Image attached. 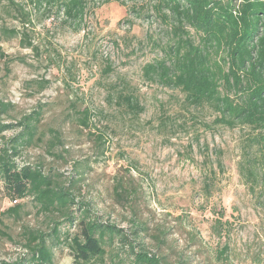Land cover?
<instances>
[{
    "label": "rangeland",
    "instance_id": "obj_1",
    "mask_svg": "<svg viewBox=\"0 0 264 264\" xmlns=\"http://www.w3.org/2000/svg\"><path fill=\"white\" fill-rule=\"evenodd\" d=\"M87 1L77 22L56 1L0 0V100L10 103L0 120L42 114L39 138L17 163L57 174L77 195V216L87 203L92 217L125 233L141 225L139 242L170 264H264V130L219 124L213 105L191 104L145 75L173 43L159 0ZM18 203L20 218L3 215L17 203L0 180L2 229L11 236L0 235V260L29 257L24 225L50 231L55 218L61 232L77 230V219L38 212L31 197ZM49 243L54 264H76L66 243ZM116 247L106 264H118L110 260Z\"/></svg>",
    "mask_w": 264,
    "mask_h": 264
},
{
    "label": "trees",
    "instance_id": "obj_2",
    "mask_svg": "<svg viewBox=\"0 0 264 264\" xmlns=\"http://www.w3.org/2000/svg\"><path fill=\"white\" fill-rule=\"evenodd\" d=\"M36 1L39 5L42 1L59 2L67 21L82 22L88 8L87 0ZM156 8L168 20L173 43L167 58L145 65V75L164 86L179 88L191 104L213 105L219 112L215 120L219 124L264 130V0H159ZM24 22L31 23L28 16ZM187 27L196 32L197 39ZM7 31L10 35L18 32ZM124 99L130 108L143 110L132 96ZM9 106L0 100L3 112ZM41 115L36 111L17 123L0 120V138L4 139L0 141V180L6 195L17 203L3 215L20 218L22 204L18 200L31 197L38 212L63 215L70 224L77 219V230L61 232L63 222L55 218L50 231L24 225L21 235L29 257L0 260V264H54L49 239L55 244L66 243L76 264H106L113 245H117L110 257L113 263L170 264L139 242L141 225L135 224L132 232L125 233L115 223L92 217L87 203L79 217L73 209L79 203L77 195L57 174L46 172L38 164L17 163L21 148L39 138ZM88 121L87 110L82 123L87 126ZM17 126L21 131L7 139L3 133ZM53 141L60 142L61 137L56 134ZM117 195H122L121 191ZM3 225L0 217V235L11 239Z\"/></svg>",
    "mask_w": 264,
    "mask_h": 264
}]
</instances>
